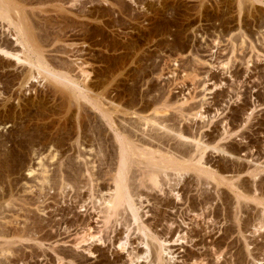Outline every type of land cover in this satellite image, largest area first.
I'll list each match as a JSON object with an SVG mask.
<instances>
[{
	"label": "rangeland",
	"instance_id": "obj_1",
	"mask_svg": "<svg viewBox=\"0 0 264 264\" xmlns=\"http://www.w3.org/2000/svg\"><path fill=\"white\" fill-rule=\"evenodd\" d=\"M11 1L16 19H0V43L21 48L15 26L21 10L31 37L25 53H42L43 65L60 75L68 69L79 75L82 62L111 108L150 111L168 99L167 123H181L186 135L206 143L203 162L216 179L200 182V152L174 140L173 150L190 160L175 187L184 201L164 185V193L148 191L151 201L142 199L140 211L171 255L156 242L148 248L129 221L105 229L97 205L70 186L63 191L57 168L69 162L81 170L94 160L95 170L116 167V132L91 104L79 108L70 86L0 53V264H264V205L254 199L264 197V0H243L242 9L239 0H87L82 17L69 0ZM77 135L83 148L92 142L98 158L83 155L86 148L71 161ZM240 193L243 233L227 239V213ZM171 203L190 208L188 227L171 224Z\"/></svg>",
	"mask_w": 264,
	"mask_h": 264
},
{
	"label": "bare ground",
	"instance_id": "obj_2",
	"mask_svg": "<svg viewBox=\"0 0 264 264\" xmlns=\"http://www.w3.org/2000/svg\"><path fill=\"white\" fill-rule=\"evenodd\" d=\"M68 2L71 3L74 6H78L77 7L78 10L76 12V15H81V17H82L83 12H85V10L83 9V6H85V4H87V0H85V1H82V0H69ZM15 4H17L18 6L20 5V4H18V2L15 3ZM239 4H240V9H242L241 6L243 5V0H239ZM169 5H171V4L165 3L163 8L164 9L171 8ZM150 6L152 8L154 7L153 6V2H152V4H150ZM15 8L16 7L13 6L11 0H0V19H6L8 21H11L12 24H14V19L13 18L15 17V19H16V16H14V15H16V13H17L16 12L14 14ZM79 8H80V10H79ZM82 9H83V11H82ZM154 10L157 11L159 13V15H161L159 8L154 7L152 11H154ZM161 11H162V9H161ZM19 12H21V13H19ZM18 14H19V16L17 18V21L19 19V22L17 24L15 23V26H16V28L18 30L16 42L20 44L19 46L21 48H16L14 45H8V44L6 45V44H3L1 42L0 43V53L5 55V56H8V57H12V56L16 57L17 62L18 61L20 62L21 60L27 61V63L29 65L31 64V66H35L37 68V70L39 71V73H45L46 75L54 76L57 79H59L60 81H62V83L64 82L66 85L70 86L73 89V91H74V96L73 97L76 100V103H77L78 107L80 106L79 108H83V107H81V105H82V103H85V102L91 104V106L95 107L96 109H98L100 111V113L102 114L103 118L109 124L111 129L114 132H116V134L114 133L115 134V140H116V146H117V148H116L117 151L115 152L116 159H117L116 167H114V168L113 167H109V169L107 171H105V170L104 171H100L102 168L100 170H99V168L97 170H95L96 166H94V163L96 161L94 160V162H90L89 161L90 162V166H89V163L87 164V162H88L87 161L86 162L87 166L83 167V169H81V170L80 169L77 170L75 168V166L74 167L72 166V164H70L71 166L68 165L69 162H67V164H66V162H61L59 164L58 168H57L58 169L57 172H60L58 174L59 176H58V181H57V182L60 183V187H62L63 191H64L65 187L70 186L71 189H73V191L75 190V193L77 194L76 196L78 198H80V199L82 198L83 202L90 201L93 205H97L96 210H98L97 211L98 214H99L98 216H100L99 218H101V220H102V223H103L102 227H105V229L106 228H110L111 226L113 227L115 224H118V223L120 225V223H122V222H123L122 224H129V223H127L129 221L130 223H133L134 225H136V230L141 234V236L143 238L142 241L144 240L143 242L145 243V245L148 248L150 247V245L152 246L153 244L159 243L160 245L159 244L158 245L161 247L160 249H162L163 252H167V254L171 255V253L168 252L169 248L166 247V243H165L166 241L163 240L162 243H160L161 239H159V236H158L159 234L157 233V230L155 231V229H154V227L152 226L151 223H146L147 221L146 222L143 221L140 211L142 209L143 204H145V203H144V201L142 202V199L146 198V202H150L151 199H150V196L148 194V191H157V190H159V192L160 191L163 192V186L166 185V186H169L167 188H170L169 189V190H171L170 193L173 192L174 194H176L175 197H177V199H179L181 201L182 200L184 201V199L182 198L181 193L179 191H176L175 187L178 185V181L180 180V177L182 176L181 178H184V174L188 170L187 169L188 167H187L186 164L190 160H187L186 158H188V157L184 156L185 155V154H183L184 150H182V153L181 152L178 153L179 151H176L175 149L173 150V146H172L173 142L172 141H174V140L179 141L178 143H180L181 147H178V148H184L186 145L194 144L195 145L194 150L197 151V152H200V153H198L199 154L198 155L199 158L197 159L198 162L196 161L198 163V168L197 169L200 171V172H198V174H199L198 178H199L200 182L204 181V180H210L212 178L216 179L214 173L212 171L206 169L205 168V164L203 162L204 161L203 160L204 159V153H205L204 150L206 148L205 147L206 143L204 144L202 142V140L193 139L192 137H189L188 135H186V133L184 131L185 128L184 129L181 128V123H180V126L179 125L178 126L169 125L167 123L168 122L167 120H168L169 116L166 118V115L168 114V112H167L168 110L166 109L167 108L166 106H167L168 103H170V101L168 99H166L164 101V103H165L164 105H166V106L160 107V108L159 107L156 108V106H155V108L153 110H150L151 114H147L149 110H144L143 109V110L140 111V110H138L139 108L135 109L133 106H132L133 107L132 109H130V108L119 109L118 107L117 108H114V107L111 108L112 106H108L109 105L108 104V102H109L108 100L109 99L107 98V95H105L103 93H99V92L96 93L94 91V89L91 87V84H90L91 82L88 81L90 76H91V72L89 70H87L85 67H83L82 62H81V66L78 65V69H79V73H80L79 75L73 76V74L69 71V69H68L67 72L63 71L64 73H62L60 75V74H57V73L53 72L51 69H49L48 67L43 65V60H42V56H41L42 53L39 54V52H37L36 50L33 49V52H31L32 53L31 56L26 54L25 53V49H26L25 42L30 41L31 37L29 36V34H26L27 32H25V30H24V28L26 27L25 26V22L27 21L25 19L26 16H23L24 13L21 10L20 11L18 10ZM163 18H164V16H163ZM160 19H162V18H160ZM159 22H161V20ZM162 22H164V21H162ZM165 23H167V22H165ZM160 26H161V24H160ZM162 28H164V27H162ZM26 30H27V28H26ZM166 31H168V30H166ZM164 32H165V30H164ZM259 33H261V32H259ZM263 33H262V35H263ZM31 34L32 33H30V35ZM257 38H258V36H257ZM257 40H259V39H257ZM263 41H264V35H263ZM32 42L33 41H31V43ZM22 48L24 50H21ZM20 53H22V54L20 55ZM34 55H35V57H34ZM44 56L45 55H43V57ZM84 63L86 64L85 61H84ZM71 68H73V67H71ZM71 68H70V70L73 71V69H71ZM82 100H83V102H82ZM105 100H107L108 102H105ZM110 102H111V99H110ZM151 106L150 107L148 106L149 109L153 107V106L152 107ZM84 108H86V107H84ZM91 110H93L92 107H91ZM112 110L114 111V113L115 112L116 113H121L124 116L125 115H129V116L131 115L132 117L133 116L134 117L136 116V117L135 118L134 117L133 118L130 117V120L122 119L121 121H116L115 120L116 117H115V115L113 116L114 113H113ZM200 117H201V115H200ZM169 121H170V119H169ZM78 136L79 135H77V139L75 140V142H73L71 144V148L69 150V151H72V153H73V154L70 153L71 154L70 155L71 161H73V158L82 156V153H84L83 151H85V150H82V149H86V148H87L86 150L88 152L83 154V155H86V154H87V156L88 155L89 156L93 155V158H94L97 153H95L96 150H94L95 148H94L92 142H91V144H89L88 146L83 148L84 144H83V142H81V140L79 139ZM90 141H91V139H90ZM177 141H175V142H177ZM87 143H90V142H87ZM178 148H177V150H178ZM69 151H68V153H69ZM94 153H95V155H94ZM177 153L181 154V156L178 155ZM99 155L96 156V158H98ZM67 159H69V158H67ZM70 163H72V162H70ZM78 166H79V164H78ZM30 171L33 172V170L31 168H30ZM202 176H205L206 178L204 180H202V178H203ZM223 178H224L223 180H225V181L229 180L227 177H223ZM46 182H47V180H46ZM172 182H175V183H172ZM181 182H182V179H181ZM209 183H211V182H209ZM237 188H239V187H237ZM241 190H242V188H241ZM84 191H85V193H84ZM256 191L257 190H255V192ZM83 193H84V195H83ZM84 196H85V198H86V196L88 198L84 199ZM183 196H186V194L183 195ZM243 196L245 197L244 193H240L239 194V196H238L239 198H237V200H236L237 201L236 205L233 207V209L232 208H231V210L229 209V211L227 213L229 215L228 216L229 217L228 220L231 221V224L230 225L228 224L229 226H226L225 230H223V231H226V236L225 237L227 239L229 237H230V239H232L234 237V236H232L235 233V232H233L234 230H236V232H237V230H239V232L243 231V228H242V225H241L242 220L239 218V215H238V213L240 212L239 210L241 208L243 209V207H244L243 204L245 202L242 201V199H241ZM256 196L257 195H255L254 199L255 200H259V201H257L258 204L260 202V203H263V205H264V197L263 198L260 197L261 195L257 196V197ZM185 201H187V200H185ZM246 201H248V200H246ZM183 205H182V207H180V205H179V207H180L179 208L177 205H175V207H173L172 203H171L172 212L171 211L170 212L172 213L173 218H172V223L171 222L170 223L174 227H175V225L178 227V224L180 223L179 220H181L182 224H186L185 226L188 227V225H189V223L187 222V216H188V212H190V208H189V211H188V208H184V207H186L187 204L184 207H183ZM93 209H95V206H94ZM215 209H216V207H215ZM192 211L195 212V208L191 209V212ZM197 211H198V209L196 210V212ZM262 213H264V212H262ZM246 216H247V214H246ZM76 217H78V216H76ZM80 220H82V216H81ZM124 220H125V223H124ZM178 221H179V223H178ZM182 224H179V225L181 226ZM119 225H116V226L119 227ZM172 225H171V227H173ZM86 226H87V224H86ZM126 227H128V226L126 225ZM88 228H89V225H88ZM178 228H180V227H178ZM182 230H180V231H182ZM188 234H189V232L185 231L183 233L184 237H181V238L185 239ZM188 236H187V238H188ZM240 236H242V235H240ZM93 237H95V235H92V238ZM98 237H100L99 241L103 239L102 236H98ZM127 237L128 236H126V238ZM77 240H79V238L78 239L76 238V241ZM76 241L74 243L75 245L74 244L73 245L74 246L77 245V247H78L80 245L81 241L80 242H78V241L76 242ZM231 241H232V243L229 242L230 244H228V248L230 249V251H235V250H232V249L234 248L233 243H235L236 241L235 242L233 240H231ZM125 242L127 244L128 240L125 241ZM8 243L9 242H7V244ZM77 247H74V248L77 249ZM225 248H227L226 244H225ZM3 249L8 250V247H5ZM84 250H86V248ZM87 250L89 251V249H87ZM162 251H161V253H162ZM227 251H229V250H227ZM230 251H229V253H231ZM192 259H194V258H192Z\"/></svg>",
	"mask_w": 264,
	"mask_h": 264
}]
</instances>
